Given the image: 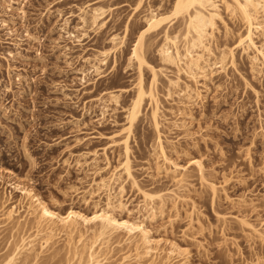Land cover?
Listing matches in <instances>:
<instances>
[{"label":"rangeland","instance_id":"obj_1","mask_svg":"<svg viewBox=\"0 0 264 264\" xmlns=\"http://www.w3.org/2000/svg\"><path fill=\"white\" fill-rule=\"evenodd\" d=\"M96 1L0 0V264L21 237L34 241L33 258L24 264H65L70 251L84 252L91 243L100 264H180L184 259L188 264H264V67L252 70L254 50L234 49L233 66L217 65L190 77L183 65L161 63L156 48L162 35L153 36L146 58L160 71L158 136L167 161L145 105L129 138L132 184L121 173L124 156L118 144L136 77L127 57L144 27V9L159 0H146L138 13L133 12L137 0H108L103 3L114 10L106 16V28L88 30L79 46L58 40L60 19L71 16L72 31L78 8ZM218 5L224 23L207 41L214 55L235 47L236 34L244 29L237 14H229L221 0ZM170 8L163 3L161 10ZM130 18L115 66L109 56L105 76L83 88L74 71L92 54L88 49L104 48L112 34L122 36ZM257 21L264 27V17ZM183 27L178 20L171 32L180 35ZM253 39L257 48L264 45L260 30L253 31ZM183 44L179 37L180 50ZM63 46L70 48L67 57ZM144 78L147 84V72ZM169 81L178 85L169 87ZM106 89L127 91L99 123L93 100ZM193 158L201 161V170L190 165ZM101 179L109 180L108 192L97 190ZM14 184L61 213L71 208L91 214L106 208L107 199L112 206L120 204L115 213L147 231L151 256L137 259L145 247L138 236L119 233L101 241L95 230L82 226L71 235L56 232L46 243L43 235L34 238V219ZM141 191L161 199L148 202ZM10 209L13 221L5 217Z\"/></svg>","mask_w":264,"mask_h":264},{"label":"bare ground","instance_id":"obj_2","mask_svg":"<svg viewBox=\"0 0 264 264\" xmlns=\"http://www.w3.org/2000/svg\"><path fill=\"white\" fill-rule=\"evenodd\" d=\"M59 1L62 2L65 0ZM106 1L108 0H98L85 7H79L78 14L74 15L77 20V24H74L72 31L69 26V17L71 16H68L67 18L64 17V19L61 18L60 21L62 22L58 25V40L68 41L73 46H79L82 45L84 38L86 39L88 37V30L98 33L106 28V16L111 13L113 14L114 10V8L109 6L110 4L105 5V3H103ZM145 1L146 0H137L133 8V12H140L144 7ZM163 3H171V8L168 9L170 10L169 13H164L162 11L163 9L161 10ZM221 3L224 5L229 14L238 15L244 29L241 33L239 32L236 34L238 36L237 38L235 37V47L227 49L223 48L224 50L218 52L217 55L212 54L207 41H209L211 36L213 37L212 34L218 24L224 23L220 15L218 0H159L157 5H148L147 8L145 7L146 9L143 8L146 11V14L142 18L144 27L137 31L136 39L127 57L128 67H135L134 70H136V77L131 88L133 95L131 96L129 105L125 108L126 126L124 129L122 128L124 131V133H122L125 134V136L123 135L124 137L118 142L124 156V159L121 162V173L130 179L132 184H135V181L131 176L129 138L135 128L139 116L143 112L145 105L149 104L148 106L150 107L148 110L150 116L149 119L151 120L150 122L152 127L157 134V147L164 161H167L158 136L159 105L155 94V87L158 83V75L160 71L146 58V52L149 48H151L150 46L154 42L152 40V38L154 39L153 36L156 38L157 35H162V42L161 44L158 43L159 46L156 48L161 63L175 67L183 65L190 75L186 74L190 77H194L197 72L204 74L206 72V68H212L217 65H219V68L221 69H224L227 64L233 66L234 49H240L245 53L248 52L249 49H252V51L254 50L252 53L253 55L249 56L252 70L255 67L257 68V66L258 68L260 66L264 67V45L257 48L258 46H255L253 39L254 30H260L261 35L264 38V27H262L257 21L260 16L261 18L264 17V0H221ZM113 4H115V2L111 5ZM20 13L22 17L24 12L20 10ZM57 14L60 16L61 11L57 10ZM178 20H180L184 26L180 35L179 32H173L175 30L171 32V30L174 29L175 22ZM131 21L132 20L130 18V20L126 23L124 27V34L122 36L119 37L118 34H112L109 36L107 41L108 46H106V44L104 45V48L101 49H88L93 51L92 54L90 53L91 56L89 55V57H83L84 66H81L82 68H78L74 71L81 76L78 81L83 85V88L84 86L87 87V85H94L98 80L105 76L103 67L107 65L108 57L113 56L114 58V54L124 46L126 33ZM1 24V26L7 25L5 20H2ZM26 36L28 39H36L29 34H26ZM179 37H181L184 42L183 50H180L178 46ZM55 44H57L56 40ZM63 50L64 52H62V55L67 57L68 53H66V51L69 52L70 48L63 46ZM8 55L10 56L11 53L9 52ZM115 60L116 59L114 58V66L116 63ZM114 66L111 68L113 69ZM145 72H147L150 76L147 84L145 83L144 78ZM169 85V87L177 86L178 82L169 81ZM185 88L188 87L185 86ZM5 89L7 90L8 87H5ZM126 91L127 89H115L114 91L106 89V91H103L102 93L100 92L101 94L99 97L93 100L97 102V104L95 102V105L99 108L98 111L100 118L96 121L101 123L100 121L104 119L110 105L115 108L119 106L120 95ZM187 97L188 99H191L193 96L191 97V94L188 93ZM189 163L198 170H201V161L199 159L193 158L189 161ZM96 186L97 190L108 192L110 187L109 180L101 179ZM210 187L211 190L214 191V187L212 185ZM13 189L18 190L22 198L26 200V214L34 219V238L39 235H43L45 236L44 243H46L48 239L52 238L56 232L63 231L66 234L71 235L72 233L77 232L78 226H82L86 230H95L96 239H100L101 241L105 240L104 238H110L111 236L119 233H123L128 239L138 236L145 247L142 253L139 252L136 254L137 259L151 256V240L149 239L147 231L144 229L142 223L137 222L136 220L124 219L120 216V214H116L115 208H120V204H117L118 206H112L110 199H107L108 202L106 203V208L99 210L96 209L91 214H85L71 208H69L65 213H61L59 210L50 208L39 198L38 195L33 193L32 190L19 187L17 184L13 185ZM122 191L123 188L120 186L119 192L122 193ZM89 194L93 195V191L89 192ZM141 194L143 199L148 202H154L156 199H161V196L158 193H147L141 191ZM14 213L15 211L12 209L8 210L5 213L6 220L13 221ZM16 224H18V221ZM33 242V240L26 242L24 238H19L18 241L13 243V246H11L12 249L6 255L4 260H1V264L23 263L24 261H27L28 257L29 260L30 256L33 255V252H35L33 250ZM93 245L94 243H91V245L84 252H78L77 249L70 251L65 264H100L101 260L99 261L98 259L99 252H96ZM171 252L172 251H170V253ZM31 257L33 258V256ZM180 264L188 263L184 259L180 262Z\"/></svg>","mask_w":264,"mask_h":264}]
</instances>
